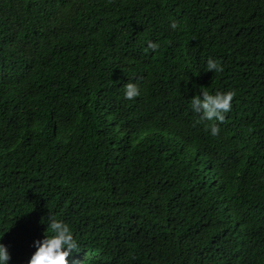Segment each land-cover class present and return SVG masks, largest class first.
Returning <instances> with one entry per match:
<instances>
[{
    "label": "trees",
    "instance_id": "obj_1",
    "mask_svg": "<svg viewBox=\"0 0 264 264\" xmlns=\"http://www.w3.org/2000/svg\"><path fill=\"white\" fill-rule=\"evenodd\" d=\"M227 91L199 122L191 98ZM48 215L68 264H264V0H0L9 264Z\"/></svg>",
    "mask_w": 264,
    "mask_h": 264
},
{
    "label": "clouds",
    "instance_id": "obj_2",
    "mask_svg": "<svg viewBox=\"0 0 264 264\" xmlns=\"http://www.w3.org/2000/svg\"><path fill=\"white\" fill-rule=\"evenodd\" d=\"M173 29L177 27L175 23L171 25ZM149 48L155 51L156 44L149 43ZM209 72H222L223 68L219 62L209 60L207 63ZM139 95V85L129 83L125 86V98L133 99ZM235 96L234 91L217 92L209 94L200 93L191 98V109L199 117V122L219 121L223 122L224 114L229 112ZM211 135L215 136L219 132L216 124L209 125ZM45 231L42 238L33 241L32 247L35 249L27 261V264H68L69 258L73 256L78 248V244L73 237L68 224L61 220L54 219L49 215L44 217ZM50 229L51 234L45 235ZM2 241V239H0ZM11 256L8 247L0 242V264H9Z\"/></svg>",
    "mask_w": 264,
    "mask_h": 264
}]
</instances>
